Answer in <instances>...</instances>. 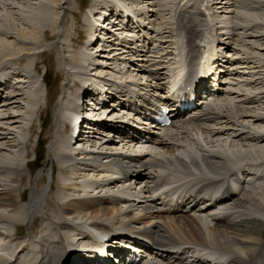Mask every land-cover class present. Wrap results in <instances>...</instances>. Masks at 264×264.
<instances>
[{"label": "rangeland", "instance_id": "obj_1", "mask_svg": "<svg viewBox=\"0 0 264 264\" xmlns=\"http://www.w3.org/2000/svg\"><path fill=\"white\" fill-rule=\"evenodd\" d=\"M91 1L92 0H0V24H4L5 22V25L7 24V26H9V28H5L0 25V39H3L0 44L1 46H7L9 48L6 52L1 54L2 59H6L8 57L10 58V56L16 53H18V56L16 57H18L19 59H24L23 63L19 65L23 70L20 76L22 79H20V77L18 78L20 82L18 81L17 85L13 88L10 87L9 89H5L4 92L0 91V131H12L17 135V139L21 143L19 145L20 147H17L18 151H16V154L19 153L17 154V157L21 160L22 174L25 178V185L21 186L20 183V188H24L23 191H27L28 194L31 190H41L43 186L45 187L48 183H52V185L54 184L55 188L57 187V171H55L56 174L54 173L55 178L52 179L50 176V155L48 157L46 155L47 152L45 154V141L49 140V142L46 144V149L48 151L49 143L52 141V138L54 136L55 126L59 120L58 115L61 112V102L58 103V101L60 100L57 98L55 100L54 98V106L51 110L49 108H45V106L42 111H35L33 113L34 115L30 117L28 108L30 107V104L27 102L28 99L26 97L27 95L25 94L26 91H29L27 93L28 96L32 93L42 94V96H40V101L42 105L45 104L44 100L46 89L41 80V75L46 65L48 66L46 71V79L49 83L48 89L50 90V96L54 95V91L62 90L63 93H67V84H71L73 80H78L79 86L74 87L73 90H70V92H79L81 89H83V79L84 81H93L94 83L95 81L102 82V77L106 76L107 74L109 76H114V78H116L117 80H127L128 82L131 81L139 83V86L141 88L146 87L149 89H156L161 84V81L155 78L157 74L155 75L149 73V71L151 72L152 70H155V67H152L145 61H128L127 59L130 55H125L120 52L121 50L115 48L117 45L113 43H118L120 42V40L113 39V37L111 38V40H109L107 38L108 35L105 33L106 30L100 34L102 36V39H95L96 44H89V49L78 47V43L83 42L82 39L84 38V33L87 30L90 31L89 27L93 25V22H91L86 16L81 19L77 15L81 16L80 11H82V6L87 5V3ZM100 1L101 0H97V3H101ZM138 1L139 2H132V0H128V2H124L122 0H119V5L121 7L136 6L142 11L145 10L144 12L148 13L149 15L151 13H154L150 16L151 19L147 18V21L150 20L149 25H151L148 32H152L155 30L154 32H152L153 39H158L155 41V51L157 49H160L162 44L165 45V57L163 58L164 61H162V63L160 64L164 67L168 65L167 59L172 60L178 55V48L176 47V43L178 40V31L176 30L174 25L178 18V13H176V11L180 9L181 5H177V2H179V4L181 2L185 4L187 3V5L195 2L197 4V7L201 8V10L205 11L208 14V16L205 17L207 20H204V17H197V15L193 13L195 20L198 22L196 27H200L202 29H204L205 27L204 34H206V42L208 43V45L211 46V48L212 46H215L218 51L217 53L223 55L222 60L224 61L223 64H225V66L221 67V74L227 77L225 80H230L229 83L223 86V91L221 90L220 94L215 98V100H211V108L217 111L218 114L221 113L220 117L218 118V120H216V123L208 122L206 124H203L200 128L194 125H188L187 129H177L174 127L166 130L164 134H162L163 136L161 138L166 139L168 144L174 145V147H172L171 145L159 146L158 144L156 145V143H146L142 147L140 145H135L133 142H129L126 139L123 140L122 137H119V134L116 135L114 134V132L110 133L108 132V130L105 131L103 129L105 125L111 124L108 121L115 118L118 112L116 110L117 106L114 108L113 106H108V104H105L103 108L97 110L98 116L102 119V124H104L100 125V132H93L89 134V136L87 137L88 139H85L84 142H77L75 145H70V147H73V149L80 147L87 151H92L96 154H98L97 151L101 149L107 152L112 150L111 152L113 153H139V149L141 148L147 151V153L145 154L147 160H151L153 162L156 161L163 167L171 165L177 169H179L180 167L181 170L183 167L184 171H186L187 168L188 170L190 169L189 165L187 164L189 163L188 159L191 158L189 156L194 155V159L196 161H192L191 158V164L193 166L195 165L194 167L201 170L208 169V171L212 173H216V171L210 170L205 160L203 159L202 161V156L203 158H205L207 155L214 154V156H219L220 158L222 157V161H226L225 163L228 167L226 169L228 171H230V169L232 168L229 166L231 165L229 162H231V160L236 161V158H232V156L238 157V160L235 163L243 164L247 161H250L251 159L259 160L256 158L257 156L255 154V149H258V147L262 148L264 145V140L257 141L254 139L253 141H251L247 140L246 138L248 134H253L254 129L258 128L260 130H264V120H255L260 116L264 119V0H231V2H229L230 0H224L225 3L221 2L220 4V1H218L217 4H213V0ZM40 2H53L52 4H54L50 11V13H52L51 34H53V37L51 39L42 38V30H40L38 27H36L35 29L32 24H28V26L27 23L23 21L19 16L21 14H19V12H21L19 9L25 11V9L27 10L28 7H35ZM215 2L217 1L215 0ZM111 3L112 2H110L109 5L113 4ZM8 4L13 5V7L11 8ZM96 6L98 7L99 5L96 4ZM187 10L190 12L195 11L196 9L195 7H187ZM99 11L100 13L97 15H100L102 13L105 14L107 9L104 6L103 9H100ZM142 18H145L146 21L145 15H143ZM203 22L207 23V25L205 26ZM250 23L254 24V27L251 29H236V25L238 24L242 27L244 25H249ZM83 27V30L85 32L80 31V28ZM21 29L26 30V37H28L27 39L21 37ZM9 31L13 36H4V34ZM89 31H87V34L89 33ZM75 32L79 33V35H77ZM115 32L117 31L115 30ZM108 33L111 35L110 31ZM232 34H235V36L231 37L230 35ZM76 35L79 36L77 39ZM73 37L74 40H72ZM13 40L16 41L15 44L12 45L11 42ZM91 40L92 38H90V41ZM158 43L160 44V46L157 45ZM50 45H54L56 50H47ZM68 46H70V48ZM78 48L83 53L89 55V61L91 63L84 61V64H82L83 67H79L77 66L76 62L71 61L74 55L72 50H78ZM36 49H38L40 52L38 54L35 52L32 53L33 50ZM51 49L53 48L51 47ZM29 51L30 55L28 56L27 53H29ZM23 52L26 56H23ZM39 54L40 57L35 60V57L39 56ZM30 58H32L31 62L33 66L31 65V63H29V65H26V62ZM40 58L42 59V61H40ZM38 61H40L38 64L39 72H35V79H37L41 90L39 86L36 85V83L34 85L35 81L32 77L33 69L37 70L36 66ZM84 65L88 67H84ZM10 67L12 68V65H10ZM161 73L162 72H160V74ZM97 74L102 75V77L99 79L98 77H96ZM60 75L61 77H59ZM26 80H28L27 83L25 82ZM64 84L66 87L64 86ZM32 86H34V90H31ZM20 88L24 89V93H22L23 91L21 92ZM8 94H12V96L9 95V98H7ZM80 94L79 96H82L83 92H81ZM240 108H242L241 111L239 110ZM248 108L249 110H246V114L248 115H243V110ZM252 115L258 116L253 118ZM105 118L106 120H104ZM13 119H16V122H14ZM30 124H34L33 130L29 128ZM60 124L62 125L63 123ZM212 128L220 130V132L218 131L217 133L215 130L211 131L210 129ZM178 134H180V136L177 138L176 135ZM58 136L60 137L62 135L58 134ZM59 137H57L56 142L57 140L63 138ZM107 138H111L110 142H104ZM161 138L159 140H161ZM100 144L101 146H103L104 144L105 148L104 146L99 147ZM34 150H37L36 157H34ZM245 151H250V155L244 158L242 156L241 158V155L239 154H244ZM225 153L231 155L230 158H226L225 155H223ZM175 156H178L180 158L182 157L183 160L187 162L185 163L187 168L184 167V165L179 164V162H174L173 160H175ZM61 161L63 162L64 160ZM26 163L28 164V167L27 165L25 166ZM29 167L31 168V170L29 169ZM191 169L194 168L191 167ZM152 171H154V168ZM218 176L221 175L211 177ZM67 177H65L67 178L65 184L68 188L57 187L59 189H54L55 193L53 192L51 196H49V194L53 190H49L47 196L52 198V200H55V197L58 194V190L60 189L62 193L60 191L59 193H61V196L63 198L68 196H63V194H67V192L71 194V191H73V188H71V186L76 181L72 180L71 174H69ZM18 181H20L19 177L15 176V185L13 187L9 186L8 188L10 194L16 200L18 198V196L16 195L19 192V187H16ZM31 192L28 196V199L25 198V200H29ZM3 196L4 195H0V198ZM20 202L21 201H19L20 211L17 214L19 216H21V210L24 207V204H21ZM99 208L104 212L106 209L114 207H108L104 205ZM12 210L15 211L13 207ZM12 213L14 212L11 211L10 205L0 206V215H5V217H3L6 218V220L1 224V231H4L5 233L2 232V234H0V254L6 257L12 255L14 258H17V251H9L3 249V244L7 243L10 240L7 235L14 233L12 231L13 229L15 230L16 227L15 224L8 220V217H10ZM40 214L41 212L35 215L38 216ZM42 214L46 216L43 211ZM119 214L120 213L110 214L112 215L113 219L106 218V216L103 215V219H109L108 221L112 222L116 220V217H120ZM35 215L33 216L32 225H34L35 221L37 220V217ZM132 216L133 215L129 216V218ZM46 217H48L50 220L43 217L40 218V220L37 222L36 232H32L29 230V224L32 217L24 214L21 217V222L18 223V231L23 235V237L17 238L16 241H23V239H25L26 241L31 240V244L35 243L34 245H36V242H34L36 241L34 237L38 236L39 233L41 234L44 230V227L50 224V221L51 223L53 222L51 217ZM176 217L179 218L182 217V215H177ZM45 221L49 222L45 224L43 228H38ZM79 221L84 223V220L82 219H79ZM250 221L251 220L241 222V224H239L237 228L249 229L255 223ZM257 225L259 226V228ZM255 228L258 230V232L264 230V227H262L261 224H256ZM7 231L9 234L7 233ZM38 243L40 245L42 242L39 241ZM13 257L11 260L14 259ZM12 264H17V262L13 261Z\"/></svg>", "mask_w": 264, "mask_h": 264}, {"label": "bare ground", "instance_id": "obj_2", "mask_svg": "<svg viewBox=\"0 0 264 264\" xmlns=\"http://www.w3.org/2000/svg\"><path fill=\"white\" fill-rule=\"evenodd\" d=\"M100 2L104 3L106 1L101 0ZM52 3L40 2L35 7L34 6L28 7V9L27 10L25 9V11L19 9L21 11L19 12V14L21 13L19 15L21 19L25 21L27 25L32 24V26H34L35 29L36 27H38L40 30H42L43 33L42 38L45 39H49V38L51 39L53 37V34H51L52 13H50L52 6H54V4ZM101 3H97L96 0L95 5L97 4L100 6ZM8 5L11 8L13 7V5L10 4ZM110 6H115V4L113 3ZM191 23L193 24V22L190 21V24ZM190 24L185 26V31L187 35L189 63L192 66L195 63L196 59L199 57L201 49H199L195 45L194 39L197 36V32L195 28ZM0 25L5 28H9L7 24L5 25V22L4 24H0ZM83 29L84 27L80 28V31ZM89 29L90 31L88 34L84 33V38L89 39L88 41L86 40L87 42H85L88 46L89 44L94 43L93 41H90L91 37L89 35H94L97 28L93 23V25L89 27ZM4 36L10 37L13 35L10 34L9 31L5 33ZM21 37L26 39L28 38L26 37L25 29H21ZM0 40L1 43L3 39ZM72 40H74V37L72 38ZM15 41L16 40H13L11 44L12 45L15 44ZM68 47L70 48V46ZM8 49L9 48L7 46H1L0 44V86L2 85V83L4 84L9 83L10 79L13 78L14 76H16L17 77L16 79L19 81L18 78L21 76V72L23 71L21 69V66L19 68H14V69L10 67L12 63L18 65L23 63L24 61L23 58L19 59L18 57H16L18 56V53L10 56V58L8 57L7 59L5 58L2 59L1 54L6 52ZM72 52L74 53V55L71 61L76 62L77 66L81 67L82 64H84V61L91 63L89 61L88 54L83 53L82 51H79L77 49L72 50ZM38 57L39 56H36L35 60H37ZM31 59L32 58H30L26 62V65H29V63H31L32 61ZM210 59H211V55L207 53L202 55V58L200 60L201 72L208 74V72L212 69V67L209 66ZM179 75L180 74L177 73L172 77L171 81L173 84L175 83L176 76ZM76 86H79L78 80H73L71 84H67L68 91L63 96V107L66 109L74 107L76 105V99H78L79 97L82 98L88 93L85 84L83 85L84 90L81 89L82 91L80 90L79 92H70V90H73V88ZM169 88L170 90H172L174 86L173 85L169 86ZM31 90H34V86L31 87ZM22 91L21 92L24 93V89ZM28 92L29 91H26L25 94L27 95L26 96L28 99L27 102L30 104V107H28L30 112V117L34 115L33 113L35 111L36 112L42 111L45 106H46L45 108H49L50 110L54 106L53 105L55 98L54 95L50 96L46 94L45 104L42 105L40 101V96H42V94L32 93L28 96L27 94ZM81 92H83V95L79 96ZM209 102L211 103V100ZM136 108L137 109L135 110L137 111V113H139V116L144 114L145 112L144 108L141 107H136ZM212 109L213 108L207 107L191 115L188 114L187 111L176 112L174 114V121H178V123L182 126L179 129H187L188 125L185 124L188 122L196 123L199 120L210 121V119L220 117L221 113L218 114L217 111ZM239 110L241 111L242 108H240ZM246 110H249V108L243 110L244 112L243 115L246 114ZM257 116L258 115H252L253 118ZM76 117L74 116V120H71L72 125L73 124L75 125L77 123L79 117L78 116ZM58 118L60 123L65 124L67 121V118L63 113L59 114ZM104 120H106V118ZM255 120L263 121L264 119L260 116ZM13 121L16 122V119H13ZM115 124L110 125V127H113ZM33 125L34 124L29 125V128L31 130L34 129ZM61 127L57 129V136L58 134H61L62 135L61 137L63 138L55 142V145L53 146V148L51 149V153L49 154L51 161V167H50L51 178L53 179L54 175L57 173L56 186L60 188L61 187L68 188L67 185L65 184V181L68 178L67 176L71 174L72 180H75L76 182L73 183L71 186V188H73V191H71L70 189L69 190L74 195H80L82 193L87 194L86 197L75 196V198L73 197L67 198L68 196H66L65 198H63L61 196V193L58 192L57 196L55 197V200H52V198L47 196L48 189L52 187V183H48L45 186V188L43 186L41 190L40 189L37 191L31 190L32 192L30 191L31 195L29 200H25L24 191H23L24 188H20V183L21 186L25 185L24 184L25 178L22 174L21 160L17 157V154L19 153L16 154V151H18L17 147L21 143L20 141H18L17 135L12 131H8V130L7 132L4 130L0 131V195H4L3 197L0 198V206L10 205L11 207H13L15 211L13 215L9 217L8 220L11 221L13 224H15L16 227L18 223L21 222L20 221L21 216L17 214L20 211L18 205L19 201L22 200L21 204H24L23 209L34 208L33 213L39 214L41 212L40 215L44 216L42 214L43 211V213L46 216L52 218L53 222L46 225L44 227L43 232L39 234L40 236L46 237V243L47 241L50 243L54 242L55 240L54 236L59 238L60 237L59 230L66 231L69 237L78 236L79 232L76 229L79 228L76 227L75 230L71 228V226L73 227V225H71L73 220L82 219L84 220V224H85V221L89 219L95 224L103 223L102 227H107L108 223L112 225L117 224L118 226H120L121 222H126L128 220L129 223H127L125 226L127 228L126 230L139 235H145V237L149 238L150 241L153 244H156L158 247L166 246L167 244L178 245V244L198 242L201 245H207L217 249L228 250L230 256L229 255L226 256V258L229 259L225 264H230V263L231 264H264V230L258 232V230L255 228L256 224H261L262 227H264V174L259 177H248V175H245L244 173V169L248 168L249 166H251L252 169L255 168L262 169V167H264V154H263L264 145L262 148L258 147V149L257 148L255 149V154L257 156L256 158L259 160L251 159L250 161H247L246 163L243 164L235 163L238 160V157L232 156V158H236V161H232L230 159L231 162L229 163L231 165L229 166L232 167L230 171L226 169L228 167L225 163L226 161L225 162L222 161L223 159L222 157L220 158L219 156H214V154L207 155L205 158H203L202 156V161L203 159L205 160L210 170H215L216 173H218V175H221L218 177H211L203 173L200 175H193L191 172L190 173L178 172L173 168H166V169L161 168L163 166L160 163L156 161L153 162L151 160H147L145 157L147 151L141 148L139 149L140 150L139 153L137 152L138 154L136 153L134 156H128L129 153L127 154L122 152L113 153V152L103 151L102 149L97 151L98 154L87 150L79 151L78 149L71 150V154H70L68 152V149H70L69 147L70 142L68 138H70V136L68 134H64V129H62ZM81 127L79 129L80 133H78L76 137V140L78 139L77 140L78 143L84 142V140L88 139L87 137L89 136V135L86 136V134L81 133L82 131ZM93 127H95V125ZM97 129L101 130V127H97ZM210 130L211 131L215 130L217 133L218 131L220 132V130H216L213 128ZM262 133H264L263 129L262 130L258 128L254 129L253 134H248L246 139L251 141H253L254 139L257 141H263L264 134ZM179 136L180 134L176 135L177 138ZM110 140L111 138H107V140L104 142H110ZM156 143L159 146L171 145L168 144V142L164 138H161V140L158 139ZM103 146H101V144L99 145V147H103ZM171 146L174 147V145ZM250 153H251L250 151L249 152L245 151L244 154H239V155H241V158L242 156L244 158V157H248ZM68 155H73V156H68ZM79 155H82V157L85 159L86 162H79L78 161V159H80ZM223 155H225L226 158H230L231 156L227 153ZM189 157L192 158V159L190 158L192 161L195 160L194 155H191ZM218 158L221 160H219ZM190 159H188L189 163H187L183 160L182 157L180 158L178 156H175V160L173 161L179 162V164L184 165V167L186 168L187 166L185 163H187L189 167L196 168L194 167L195 165L193 166L191 164ZM61 160L64 161L62 162ZM108 161L116 162L117 168L119 170L120 175H122V177L119 176L117 178L111 172L110 173L103 172L105 174H102L101 170H98L100 167H105L107 165L110 166L109 163H107ZM148 163L150 165L149 167L154 168V171L150 173L149 172L145 173L142 170V167L144 169L147 168ZM26 165L28 164L26 163L25 166ZM244 166L245 168L242 170ZM183 169L184 168L182 167V170ZM236 170L240 171V173H242V176H244L245 178H249L251 180L250 182L239 181L238 183H236V185H234L233 188H230L227 182L229 180H232ZM55 171L57 172L55 173ZM186 171H188V168L186 169ZM15 176H18L20 179V181H18V184L16 186L19 187V192L16 195L18 196L17 200L10 194V191L8 190L9 186L13 187L15 185L14 184ZM178 183H181L183 185V189L180 188L181 187L180 185L176 187V184ZM167 185L172 188L173 192H176L175 201L181 205V208L188 210L194 209V214L182 215V217L178 218L176 217L177 215H171V214L164 215L163 214L164 212L157 211L159 209L158 205H165L167 201L173 200V198L169 197L170 193L165 192L164 193L165 199L161 200L160 203H155V200L150 195L146 194V192L149 189H151L152 192L153 190L159 188L160 186H167ZM120 186H124V188L120 191L125 192L129 198L125 197L123 199H120L121 203L118 204L114 203V208L106 209L104 212L101 211V209L94 204L93 199L89 197L90 196L89 189L94 190L97 196L100 199H103L105 198V196L109 197L110 194L116 193L115 189L119 188ZM208 186H212L214 187V189L210 191L207 189ZM177 188H179L180 191L177 190ZM212 192H214V194H220L219 197L216 198L219 204L218 207L216 206L218 204H215L211 206H206L205 208L202 207L197 209L196 208L197 205L192 204V201L197 196H203L205 194H210ZM40 199L42 202L40 201ZM145 208L147 209L145 210ZM130 212H134L133 216L128 218L127 220L123 219L124 216L128 215ZM167 212L174 213L175 211L172 210ZM114 213H120L119 214L120 217H116V220L112 222H109L108 221L109 219H103V215L106 216V218H111L112 215L110 214H114ZM46 216L44 217L49 219ZM2 219L3 216L0 215V224L3 222V221L1 222ZM249 220L255 222L254 225L251 226L249 229L237 228V226L241 224V222L249 221ZM31 221L33 224V217ZM34 221H35V217H34ZM46 223H44L43 226ZM32 224L30 226V230L32 229L34 231V225ZM16 227H15L16 231H14V233L12 234H9L7 231V233L9 234L7 235V237L10 240L7 243H4L3 246L4 249L6 250L17 251L18 256L17 258L13 257L14 259L11 260L12 258L9 259L8 257L1 255L0 264H11L13 263V261L17 262V264H34L32 262V257H31V255H33V253L35 252L33 249L34 246L26 243L25 239L23 241H16V238L20 236L18 235V231ZM0 234H2L1 230H0ZM254 236H258V237H254ZM141 245L145 246L144 244ZM48 248H46V250L42 249V253L44 254V252L46 251V254L42 255V257L36 264H49V258L48 260L45 259L46 255L51 256L50 259L52 262L55 261L56 257H57V261L55 262L57 263L59 261L60 249L54 244L49 245ZM200 262L203 263L199 259L194 260V264ZM217 264H223V263H220L218 261Z\"/></svg>", "mask_w": 264, "mask_h": 264}]
</instances>
